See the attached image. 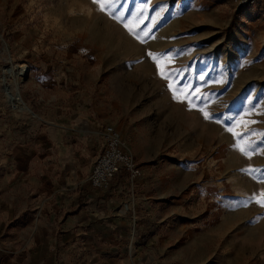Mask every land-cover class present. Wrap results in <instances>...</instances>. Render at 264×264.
Here are the masks:
<instances>
[{"label":"rangeland","instance_id":"374dc122","mask_svg":"<svg viewBox=\"0 0 264 264\" xmlns=\"http://www.w3.org/2000/svg\"><path fill=\"white\" fill-rule=\"evenodd\" d=\"M98 7L0 0V264H264V5ZM87 106L91 144L73 124ZM106 127L143 172L109 193L89 189Z\"/></svg>","mask_w":264,"mask_h":264},{"label":"built area","instance_id":"2783aa9c","mask_svg":"<svg viewBox=\"0 0 264 264\" xmlns=\"http://www.w3.org/2000/svg\"><path fill=\"white\" fill-rule=\"evenodd\" d=\"M238 10L264 5V0H232ZM105 142L102 153L92 169L89 185L96 191H107L113 182L124 175L135 182L143 176L142 169L133 155L126 150L121 134L113 127H106L103 132Z\"/></svg>","mask_w":264,"mask_h":264},{"label":"crops","instance_id":"0c3cea01","mask_svg":"<svg viewBox=\"0 0 264 264\" xmlns=\"http://www.w3.org/2000/svg\"><path fill=\"white\" fill-rule=\"evenodd\" d=\"M75 122L73 124H75V132L81 136L82 139L85 138L86 143L88 142L89 144H91V142H93V138L102 130V123L100 122V120L96 117V114L93 112L92 108L90 106H87L85 109L82 110L81 116L77 117L75 120ZM58 129H60V127L58 126ZM54 130V131H53ZM50 131V135L52 136V139L56 140L58 138V134L56 133L57 130L53 129ZM59 132V131H58ZM105 146V142L103 139V147L99 153V155L102 153L103 149ZM99 157V156H98ZM122 179V180H121ZM126 180L127 177L124 176L123 174L120 175L117 180H115L114 182H118ZM113 182L111 188L109 190H107V192H111L113 185L115 184ZM90 186V185H89ZM90 190H93L91 187H89ZM96 191V190H94ZM98 192H103V191H98ZM118 210L121 209V206H119L117 208ZM124 209L122 211V213H124ZM126 217L122 216L120 220V224L121 226H128L131 224L130 221L125 220ZM114 224V223H112ZM136 224V223H135ZM113 226V225H112Z\"/></svg>","mask_w":264,"mask_h":264},{"label":"snow or ice","instance_id":"6c2138e0","mask_svg":"<svg viewBox=\"0 0 264 264\" xmlns=\"http://www.w3.org/2000/svg\"><path fill=\"white\" fill-rule=\"evenodd\" d=\"M92 2L94 4H98V6H99L98 10L107 12L108 9L112 7V4L114 3V0H107V2H106V0H92ZM125 27H128V25H125ZM128 30H129V32H132V28H129ZM148 55L153 59V61L155 63H157L158 68L160 66V61L167 59L166 54H162V55L157 56V55H154L152 53H149ZM161 76L165 80L172 79L171 70L168 69L167 64L164 65V71L161 72ZM173 83H175V81H173ZM173 83L169 84V88L173 91V98L174 99H179L180 96L183 95L184 99L187 100V95L185 94V88H174L173 87ZM189 103H191V102L189 101ZM200 110L203 111L202 109H200ZM204 116H205V119H210V117H209V115L207 113H204ZM229 131H231V129H229ZM233 135H237V134L233 133ZM237 147H238V150L242 154H244L246 156H250V152L248 150L250 146L241 147V146L238 145ZM247 171L249 173H251V172H254L255 170L249 169ZM260 195H261V197H264V193H261ZM256 202L259 203L261 207H264V199H258V200H256ZM243 206H247V204H245Z\"/></svg>","mask_w":264,"mask_h":264},{"label":"bare ground","instance_id":"6f19581e","mask_svg":"<svg viewBox=\"0 0 264 264\" xmlns=\"http://www.w3.org/2000/svg\"><path fill=\"white\" fill-rule=\"evenodd\" d=\"M17 71H18V73L16 72L17 73L16 74L13 71V69H9V70L6 71V74L15 75V78L17 79L18 75L21 72H23V71L25 72V68L24 67H18ZM15 82H16V85L14 84L15 87H12L11 85L8 84L7 77L5 76L3 78L4 91H5L6 95L9 98V102H10L12 108H14L16 110H19V111H29V112H31L28 109V107L26 106V104L24 103V101H23V99L21 97V94H20V91H19L18 85H17V80Z\"/></svg>","mask_w":264,"mask_h":264}]
</instances>
